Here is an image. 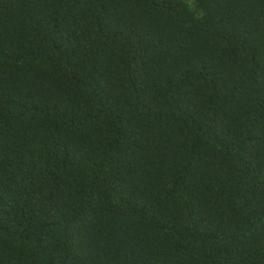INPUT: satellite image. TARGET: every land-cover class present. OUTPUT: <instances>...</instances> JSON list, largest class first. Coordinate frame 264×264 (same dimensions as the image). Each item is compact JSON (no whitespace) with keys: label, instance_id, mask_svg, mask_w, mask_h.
Returning <instances> with one entry per match:
<instances>
[{"label":"trees","instance_id":"16d2710c","mask_svg":"<svg viewBox=\"0 0 264 264\" xmlns=\"http://www.w3.org/2000/svg\"><path fill=\"white\" fill-rule=\"evenodd\" d=\"M0 264H264V0H0Z\"/></svg>","mask_w":264,"mask_h":264}]
</instances>
